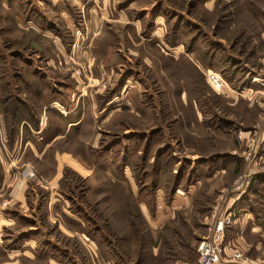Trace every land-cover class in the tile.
Instances as JSON below:
<instances>
[{"label":"rangeland","instance_id":"374dc122","mask_svg":"<svg viewBox=\"0 0 264 264\" xmlns=\"http://www.w3.org/2000/svg\"><path fill=\"white\" fill-rule=\"evenodd\" d=\"M258 72L264 0H0V264H192L218 203L227 243L263 259ZM73 99L84 123L47 161L13 152L2 122L47 128Z\"/></svg>","mask_w":264,"mask_h":264},{"label":"crops","instance_id":"0c3cea01","mask_svg":"<svg viewBox=\"0 0 264 264\" xmlns=\"http://www.w3.org/2000/svg\"><path fill=\"white\" fill-rule=\"evenodd\" d=\"M205 1H207V0H205ZM208 1H211V0H208ZM34 29H36V27H34ZM38 29H39L38 31H40L41 28H38ZM44 35H47V33L44 32ZM52 43L54 44L53 45L54 48L60 50L61 52H62V49H66V47L63 46L61 40L59 42V41H57V39H54L52 41ZM62 46H63V48H62ZM258 74H260V75H258ZM258 76H262L264 78V74L258 72V73L252 74L250 79L253 82H257V81H255V79ZM258 83H263V82H258ZM233 97H234V99H236L234 102H239L241 100V97L237 96L236 94H234ZM73 101H74V99H73ZM56 103H58V101H56ZM59 105L63 106L62 103L61 104L59 103ZM77 105H78V101L77 100L74 101L73 105L70 106V108L67 107L65 109H63V108H61L59 106L51 105V108H54L53 111L50 110L51 115L53 114V118H52V121H50V123L47 125V128L45 126H43L44 124H41V122H39V120L34 121L32 118H30L28 116L22 117V119H19V117H18V119L14 120V121H10V122H6V121L2 122V129L4 130L5 133L6 132L9 133L8 129H9L10 125H11L12 128H15V130H17L16 131L17 135H18V138L16 139L17 141H15V143H12L13 144L12 145L13 146V152L15 151V153H17V152L19 153V151H21L19 149V147H20L19 144L24 143L25 147H26L27 144H29L31 149L34 150V153H35V155H37L38 158L41 159L42 156H43V157L46 158L45 161H47V159L49 158V153H50L49 151H51V149H52L51 146H53L54 142L59 140L60 138L64 137L66 134H68V132L70 131L71 128H75V127L78 128V127H81L83 125V123H84L83 122L84 121V113L80 114L77 117H74L75 110L78 107ZM20 109H21V107L19 106V112H20ZM36 109H37V111L40 112V114H41V112H43V111H41L43 109L38 110V108H36V106H35L33 108V110H35V112H37ZM27 110L30 113V109L27 108ZM83 112H84V110H83ZM198 113L200 114V116L198 118L202 119V115L203 114H202V109H200V107L198 108ZM38 117L39 116H36V118H38ZM34 118H35V115H34ZM63 118H65V119H63ZM49 128L53 129L54 131L52 132L51 137H49L47 139H46V135H45L46 131L43 132L40 135L34 134L35 133V129L37 130V132H40L43 129L47 130ZM62 129H64L65 132L60 133V130H62ZM248 130H251V129H248ZM24 131L26 133L28 132V134L33 132V134L37 136L36 141H35L38 144L37 148H36V146H34V142L33 141H31L29 139H23L22 138V137H24ZM4 139L6 141L2 140V143L6 147L7 153H9V147L11 145L10 140L7 137H4ZM263 140H264V135H263ZM0 151H1V156H2L0 159H1V162H2L4 160L3 159V150H2V148H0ZM4 173L5 174H3L2 182L0 183V188L4 187L6 185L8 177L10 175L9 172L7 171V169H5V168H4ZM20 188L21 187L19 186V189ZM25 188H26V186H24V189ZM19 189H18V192H23V189L22 190H19ZM251 225H254V223L251 222ZM257 226H259V225H257ZM236 245L240 246V244H238V243ZM45 249H47V248H45ZM39 250H41V249H39ZM42 251H44V248L41 250L40 253H43Z\"/></svg>","mask_w":264,"mask_h":264},{"label":"built area","instance_id":"2783aa9c","mask_svg":"<svg viewBox=\"0 0 264 264\" xmlns=\"http://www.w3.org/2000/svg\"><path fill=\"white\" fill-rule=\"evenodd\" d=\"M214 209L210 234L201 241L198 259L192 264H264V258L248 260L241 245L234 249L231 243H227L228 229L238 219L234 207H223L218 203Z\"/></svg>","mask_w":264,"mask_h":264}]
</instances>
